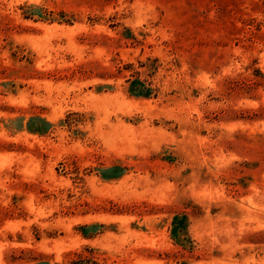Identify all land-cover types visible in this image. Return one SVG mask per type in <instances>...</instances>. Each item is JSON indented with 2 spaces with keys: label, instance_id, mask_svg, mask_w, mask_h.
I'll list each match as a JSON object with an SVG mask.
<instances>
[{
  "label": "rangeland",
  "instance_id": "obj_1",
  "mask_svg": "<svg viewBox=\"0 0 264 264\" xmlns=\"http://www.w3.org/2000/svg\"><path fill=\"white\" fill-rule=\"evenodd\" d=\"M0 264H264V0H0Z\"/></svg>",
  "mask_w": 264,
  "mask_h": 264
}]
</instances>
